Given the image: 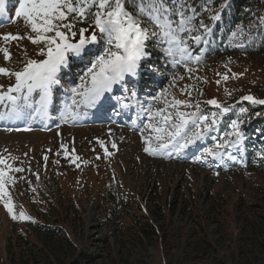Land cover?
Listing matches in <instances>:
<instances>
[{
    "label": "rangeland",
    "instance_id": "obj_1",
    "mask_svg": "<svg viewBox=\"0 0 264 264\" xmlns=\"http://www.w3.org/2000/svg\"><path fill=\"white\" fill-rule=\"evenodd\" d=\"M37 3L5 1L13 15L0 30V111L9 97L28 93L39 71L50 76L58 56L66 57L69 71L59 79L64 99L51 128H0V262L16 264L12 245L21 236L30 255L20 264H264V168L208 161L199 143L189 151L196 125L183 129L181 120L190 117L185 94L204 110L206 96L231 103L254 92L255 82L264 84V62L225 54L201 71L199 59L167 35L151 37L164 53L143 61L140 46L149 37L120 19L118 40L95 29L90 53L81 58L82 34L59 50L47 48L41 39L47 11ZM129 38L136 44L130 67L121 51ZM102 44L111 56L100 61ZM142 64L150 69L135 80ZM123 68L131 80L118 87ZM102 86H115L126 98L116 102L117 111L105 110L106 118L94 101ZM240 200L253 206L245 209ZM30 218L55 231L41 232ZM202 230L210 245L200 239Z\"/></svg>",
    "mask_w": 264,
    "mask_h": 264
},
{
    "label": "trees",
    "instance_id": "obj_2",
    "mask_svg": "<svg viewBox=\"0 0 264 264\" xmlns=\"http://www.w3.org/2000/svg\"><path fill=\"white\" fill-rule=\"evenodd\" d=\"M37 1L36 8L47 11V16L43 18L45 26L41 39L47 48L55 46L54 50L64 45L65 38L88 35L95 29L109 32L111 43L114 44L118 40L114 22L120 19L140 28L149 37L141 49L145 60L152 53H164L163 48L155 47L156 41L151 37L167 35L173 36L183 51L199 59L196 66L201 71L211 65L215 58L225 54L252 56L264 62V0H49V4L47 0ZM101 47L105 52L101 59L109 58L111 54L105 44ZM196 77L206 84V79L197 74ZM253 85L254 92L240 96L237 94L236 99L227 104L214 102L206 96L205 91H201L208 99L206 110L197 104L199 101L194 103L195 100L189 98L190 92L185 94L183 98L191 105L187 112L190 117L184 118L182 112L178 113L181 120H185L183 129L191 122V125H196L190 133L192 139L188 141L191 149H196L199 143V146L204 147L203 153L208 161H218L222 165L225 160L236 161L235 166L246 171L264 168V84L255 82ZM31 204L40 207L39 201ZM241 204L245 209L253 206L249 201H241ZM262 221L264 223V218ZM29 222L46 234L55 231L37 219L30 218ZM223 223L225 229L232 225L227 221ZM146 231L151 230L147 228ZM209 237L202 230L200 239L210 245ZM21 239L18 236L15 240L19 246L12 245L11 252L16 264L30 255L25 252L28 248ZM82 255L88 259L94 258L86 251H82ZM0 264L7 263L3 261Z\"/></svg>",
    "mask_w": 264,
    "mask_h": 264
},
{
    "label": "bare ground",
    "instance_id": "obj_3",
    "mask_svg": "<svg viewBox=\"0 0 264 264\" xmlns=\"http://www.w3.org/2000/svg\"><path fill=\"white\" fill-rule=\"evenodd\" d=\"M58 60H60V61H64L65 60V58H62V56H59L58 58H57ZM124 74V73H123ZM122 74V75H123ZM45 79L46 78V75H45V72H43V71H39V73H38V76L36 77V80H35V82L38 80V79ZM110 88V87H109ZM103 91H105V88H100V92H103ZM25 97H27V96H29V92L28 93H26L25 95H24ZM23 96V97H24ZM25 115H27V112H23ZM18 114H22V112H20V111H18Z\"/></svg>",
    "mask_w": 264,
    "mask_h": 264
},
{
    "label": "water",
    "instance_id": "obj_4",
    "mask_svg": "<svg viewBox=\"0 0 264 264\" xmlns=\"http://www.w3.org/2000/svg\"><path fill=\"white\" fill-rule=\"evenodd\" d=\"M95 39V34L86 38V42H92Z\"/></svg>",
    "mask_w": 264,
    "mask_h": 264
}]
</instances>
